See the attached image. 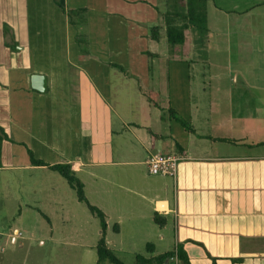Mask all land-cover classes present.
I'll return each mask as SVG.
<instances>
[{"label": "crops", "instance_id": "obj_1", "mask_svg": "<svg viewBox=\"0 0 264 264\" xmlns=\"http://www.w3.org/2000/svg\"><path fill=\"white\" fill-rule=\"evenodd\" d=\"M165 1L64 0L73 25L53 0H0V126L8 136L0 143V172L34 193L51 188L47 203L74 224L88 216L66 207L67 181L32 165L28 150L49 165L70 164L90 204L105 213L109 248L125 264H136L147 244L155 246L149 257L178 245L190 264H264V38L247 43L258 45L255 67L233 70L239 83L179 87L173 100L169 81L167 89L155 87L150 64L158 60L173 76L158 49L166 35ZM234 2H208L206 46L202 52L195 46L210 61L199 57L207 67L218 53L229 56L219 45L230 44L224 41L230 15L264 8V0H247L249 10L231 8ZM154 28H160L157 40ZM77 35L88 37L87 47H79ZM33 75L47 78L46 93L32 88ZM127 91L132 95L125 101L120 94ZM149 92L158 94L159 107ZM142 97L146 102L137 105ZM171 110L190 130L170 117ZM159 153L182 157L176 181L150 173L147 159ZM24 204L31 210L39 201ZM23 214L21 208L17 219ZM43 214L45 233L53 234L50 215ZM60 249L39 240L19 264H97L91 247Z\"/></svg>", "mask_w": 264, "mask_h": 264}, {"label": "rangeland", "instance_id": "obj_2", "mask_svg": "<svg viewBox=\"0 0 264 264\" xmlns=\"http://www.w3.org/2000/svg\"><path fill=\"white\" fill-rule=\"evenodd\" d=\"M239 1L241 0H235L234 4L231 3V8L249 10L248 8L250 6L247 0ZM255 1L260 0H253V2ZM211 14V22H213L215 18L214 15ZM230 20V27L228 26L229 28L224 29L226 30L225 34H228L225 35L227 37L224 38V41L229 39L230 44H224V42H222L219 45L220 48L229 50V56H227L225 52H220L216 56H213V65L211 68L201 62L200 59H204L203 61L210 65V61L202 54L198 56L195 48L196 44L194 45L193 42L195 35L192 31L186 33L185 44L176 47H170L167 44L166 35H164V40L160 42L158 49L164 52V55L167 57L165 58L166 63L174 73L173 76L168 77V68L165 67L163 69V67L159 65L158 60L152 62L153 60L151 59V70L154 68L155 71V75L152 78L155 87L157 89H167L169 81V85L173 91L171 98L174 100L176 93L174 90H177L179 87H186L187 85L199 87L218 83H239L242 78L239 75L237 76V73L233 72V70H239L245 73L249 70H254L255 65L251 64L257 56L256 48L258 45H247V43H250L249 40L253 37H259L262 38V40L264 38V8L262 6H256L248 11V13H233L230 15ZM237 22L243 23V27L240 29L234 28V24ZM219 28L217 29L219 30ZM219 32H221V30H219ZM235 40H239V46L234 44ZM259 48H262V46L260 45ZM229 57L231 58V62L228 60ZM260 66L263 67L262 64H260ZM227 67L231 68L232 72H229ZM215 76H217L216 79H218V82L215 80ZM120 95L127 101L129 98L128 96L132 94L127 91ZM207 98H210V93H207ZM145 102V98L142 97L138 98L136 103L139 105ZM157 112L160 116L161 111L157 109ZM64 189L66 190L64 194L66 207H70L77 212L83 210L87 214L86 216L88 217L82 218L81 222L78 221L73 224L64 222L63 218H60L63 216L60 211H57V207L47 203V198L49 197L48 192L51 188L39 189L37 193H34L32 188L27 189L20 184L18 185V182L16 183L13 176L9 173L0 172V263L1 261L11 262L12 259L16 260L14 261L16 264H19V261L23 262L27 252L31 250V248L36 247L39 244V240L44 241L46 246H58L62 248L60 251L70 246L86 245L91 247L92 252L96 256V246L101 238L100 221L88 211L85 204L78 201L76 192L69 187L67 183ZM32 198H38L39 205L34 206L35 208L31 210L25 209L24 203ZM38 207L41 208L43 213L50 215L52 225L55 229L53 234L45 233L49 222L43 213H39L36 210ZM21 208L24 209L23 219L18 220L17 215ZM53 209H56V211ZM34 226H39V229H34ZM15 228H19V234H14ZM29 232L38 234L31 236ZM50 237H52V240ZM110 238H115L112 232ZM170 243L173 249V236L171 237ZM170 243L167 245L169 246ZM140 253V255H146L144 250H141ZM64 255L67 256L68 253ZM44 259L45 255L41 254V262H43Z\"/></svg>", "mask_w": 264, "mask_h": 264}, {"label": "trees", "instance_id": "obj_3", "mask_svg": "<svg viewBox=\"0 0 264 264\" xmlns=\"http://www.w3.org/2000/svg\"><path fill=\"white\" fill-rule=\"evenodd\" d=\"M55 4L61 8L63 13H65L70 22L73 25L75 21H73V17L71 12H66V7L64 0H53ZM208 2L209 0H166L165 8L166 11L164 13V23L166 27V37L167 43L170 47H176L180 45H184L186 42V32L192 31L195 36V44L197 49L202 52L206 46V41L209 30V17H208ZM160 28L152 29V37L154 40H157V36ZM77 43L80 48H84L88 46L89 39L84 35H77ZM111 67H118L123 70L122 67L112 65ZM149 101L155 106L159 107V96L157 93L149 92L147 95ZM170 117L173 118L176 122L181 124L184 128L190 130L189 124L175 111H170ZM8 139V136L4 133V130L0 126V143L4 140ZM221 141H229V140H221ZM30 160L32 165L34 166H46L50 170L58 173L61 177H63L68 185L76 192L77 199L79 202L85 204L91 214L96 217L100 221L101 227V238L98 241L96 246V252L98 255L97 264H125L122 262L116 254L109 248L108 242L106 240L107 233V217L103 211H101L96 206H93L88 201L85 194V187L83 182L76 175V172L73 170L72 166L67 163H60L49 165L45 162L35 158L32 151L28 150ZM154 221L161 225V217L157 213L155 214ZM114 231L116 233L119 232L118 225L114 226ZM155 246L153 244H147L146 246V255H136V264H164L167 261H170L175 253H167L155 257H149L148 255H152L154 253ZM178 261L179 264H190L189 259L184 252V250L178 246Z\"/></svg>", "mask_w": 264, "mask_h": 264}, {"label": "built area", "instance_id": "obj_4", "mask_svg": "<svg viewBox=\"0 0 264 264\" xmlns=\"http://www.w3.org/2000/svg\"><path fill=\"white\" fill-rule=\"evenodd\" d=\"M182 157L176 153L170 154H150L147 159V165L152 175L172 178L176 181L178 177L179 163ZM175 256L171 259L177 263L178 261V245L174 251Z\"/></svg>", "mask_w": 264, "mask_h": 264}, {"label": "water", "instance_id": "obj_5", "mask_svg": "<svg viewBox=\"0 0 264 264\" xmlns=\"http://www.w3.org/2000/svg\"><path fill=\"white\" fill-rule=\"evenodd\" d=\"M32 88L42 93H46L48 90L47 78L41 75H33L32 78Z\"/></svg>", "mask_w": 264, "mask_h": 264}]
</instances>
